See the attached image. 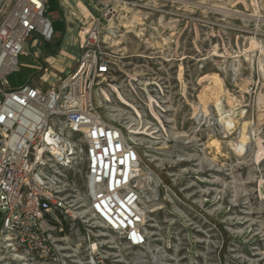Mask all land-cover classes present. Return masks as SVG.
<instances>
[{"label": "rangeland", "instance_id": "rangeland-1", "mask_svg": "<svg viewBox=\"0 0 264 264\" xmlns=\"http://www.w3.org/2000/svg\"><path fill=\"white\" fill-rule=\"evenodd\" d=\"M17 1L0 0V26ZM80 1L116 11L93 96L104 121L137 130L148 240L132 248L89 215L82 158L69 186L81 213L53 231L45 264H264V0ZM26 50L14 87L46 51ZM0 264L39 263L1 239Z\"/></svg>", "mask_w": 264, "mask_h": 264}, {"label": "built area", "instance_id": "built-area-1", "mask_svg": "<svg viewBox=\"0 0 264 264\" xmlns=\"http://www.w3.org/2000/svg\"><path fill=\"white\" fill-rule=\"evenodd\" d=\"M111 6L89 22L77 18V66L47 90L32 83L14 89L10 81L33 36L55 37L47 0H18L0 26V240L39 264L55 260L53 231L81 213L69 186L82 158L89 215L130 247L147 244L136 208L148 185L139 150L100 117L93 96L112 70L104 41Z\"/></svg>", "mask_w": 264, "mask_h": 264}, {"label": "crops", "instance_id": "crops-1", "mask_svg": "<svg viewBox=\"0 0 264 264\" xmlns=\"http://www.w3.org/2000/svg\"><path fill=\"white\" fill-rule=\"evenodd\" d=\"M52 2L47 0V16L52 21L53 28L57 23L62 26L64 29L63 33L60 35V30H57V36L55 35L53 39L56 46L45 45L46 43L39 36L31 38L36 47H43L44 44L46 51H40L39 56L33 57L29 65L32 70L30 77L16 87L11 84L14 89L23 86V84L32 83L47 90L57 86L61 79L69 75L76 68L80 57L77 18H88V15H92L94 18L99 15V10L101 9H96L93 4L97 12L94 16L95 12H90L80 0H54ZM26 48L23 56L29 55Z\"/></svg>", "mask_w": 264, "mask_h": 264}, {"label": "bare ground", "instance_id": "bare-ground-1", "mask_svg": "<svg viewBox=\"0 0 264 264\" xmlns=\"http://www.w3.org/2000/svg\"><path fill=\"white\" fill-rule=\"evenodd\" d=\"M104 95H105V97L107 98V100L106 101H108V102H110V98H109V96L107 95V94H105L104 93ZM100 97H102V99H103V91H102V94H101V96ZM119 97V96H118ZM124 99V98H123ZM126 101V100H125ZM124 101V102H125ZM105 102V101H104ZM127 104V103H126ZM132 105V104H131ZM130 106V105H129ZM131 108V107H130ZM115 116V115H114ZM124 119V118H123ZM139 119V118H138ZM114 121L116 122V123H119L120 124V121L117 119V118H115L114 117ZM138 124V123H137ZM122 125V127H123V132H124V135H125V137H126V139L128 140V141H130V142H132V143H135V145H140V146H142V144H139V139L136 137V135H138V133H137V130L136 129H133L132 128V126L130 125V126H128L127 124H121ZM135 125V124H134ZM146 176V175H145ZM151 202V201H150ZM136 208H137V210L139 211V213H141V214H143V216H144V223L146 222V218H147V213H148V211L145 209V208H143V207H141V204L140 205H138V206H136Z\"/></svg>", "mask_w": 264, "mask_h": 264}]
</instances>
